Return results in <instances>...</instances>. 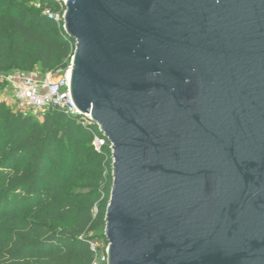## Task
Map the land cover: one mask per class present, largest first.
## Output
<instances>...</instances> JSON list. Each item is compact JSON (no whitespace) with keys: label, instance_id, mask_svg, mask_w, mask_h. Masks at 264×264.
Returning <instances> with one entry per match:
<instances>
[{"label":"water","instance_id":"water-1","mask_svg":"<svg viewBox=\"0 0 264 264\" xmlns=\"http://www.w3.org/2000/svg\"><path fill=\"white\" fill-rule=\"evenodd\" d=\"M64 21L113 153L108 264H264V0H69Z\"/></svg>","mask_w":264,"mask_h":264},{"label":"trees","instance_id":"trees-1","mask_svg":"<svg viewBox=\"0 0 264 264\" xmlns=\"http://www.w3.org/2000/svg\"><path fill=\"white\" fill-rule=\"evenodd\" d=\"M46 8L57 6L0 0L1 76L70 66L75 42ZM94 133L63 112L40 120L0 102V264H93L113 186L112 149L97 151Z\"/></svg>","mask_w":264,"mask_h":264},{"label":"built area","instance_id":"built-area-1","mask_svg":"<svg viewBox=\"0 0 264 264\" xmlns=\"http://www.w3.org/2000/svg\"><path fill=\"white\" fill-rule=\"evenodd\" d=\"M57 9L46 8L44 15L58 24L65 31V15L69 0H52ZM72 62L59 76L48 73L43 77L33 74L14 73L1 76L0 81L12 85L15 101L31 110L32 114L43 119L49 112H63L75 118L84 126L95 125L98 133H94L93 146L97 151L111 144L93 121L90 113L82 114L72 97ZM90 250L94 255L93 264H108L109 245L106 242L91 241Z\"/></svg>","mask_w":264,"mask_h":264},{"label":"rangeland","instance_id":"rangeland-1","mask_svg":"<svg viewBox=\"0 0 264 264\" xmlns=\"http://www.w3.org/2000/svg\"><path fill=\"white\" fill-rule=\"evenodd\" d=\"M62 72L63 71L54 72L53 75L57 77ZM31 74L37 77H40V78L44 76V74L39 69L35 70ZM0 102L6 103L12 110H15L18 112H24L26 114H32L31 110H29L28 108L22 106L21 104L15 101V92H14V88L12 85L7 84L5 90H0ZM104 235H105V230L103 229H98L91 233V236H94V237H104Z\"/></svg>","mask_w":264,"mask_h":264}]
</instances>
